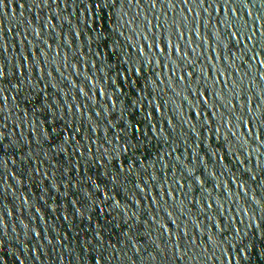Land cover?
Returning <instances> with one entry per match:
<instances>
[{"label":"water","instance_id":"water-1","mask_svg":"<svg viewBox=\"0 0 264 264\" xmlns=\"http://www.w3.org/2000/svg\"><path fill=\"white\" fill-rule=\"evenodd\" d=\"M0 264H264V0H0Z\"/></svg>","mask_w":264,"mask_h":264},{"label":"snow or ice","instance_id":"snow-or-ice-1","mask_svg":"<svg viewBox=\"0 0 264 264\" xmlns=\"http://www.w3.org/2000/svg\"><path fill=\"white\" fill-rule=\"evenodd\" d=\"M209 7H211V5H209ZM253 35H255V32L253 33ZM248 39L251 40V37H249ZM257 56H259V54H257Z\"/></svg>","mask_w":264,"mask_h":264}]
</instances>
